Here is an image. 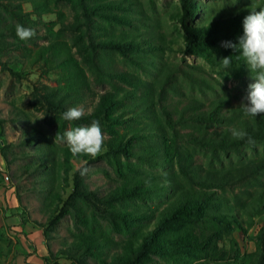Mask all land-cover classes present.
<instances>
[{"label":"trees","instance_id":"16d2710c","mask_svg":"<svg viewBox=\"0 0 264 264\" xmlns=\"http://www.w3.org/2000/svg\"><path fill=\"white\" fill-rule=\"evenodd\" d=\"M24 1L38 18L52 13L59 24L50 37L40 35L44 43L28 48L24 55L30 64L42 61L45 70L60 74L57 86L35 88V93L46 111L56 116L60 129L67 123L76 127L99 121L106 132L105 150L99 156L120 179L102 194L90 189L84 176L74 171L73 188L63 202V211L71 209L84 230L74 235L66 249L69 255L78 264H88V258L96 259L97 264H264V224L258 229L252 252H242L234 237L235 233L246 234L255 219L264 215V114L255 118L244 115L241 105H232L230 96L217 93L213 83L201 76V66L190 64L185 69L177 62L162 61L165 50L199 56L212 66H222L220 60L231 56V75L249 74L239 53L221 47V42H236L243 34V18L249 10L264 7V0H235L237 5L227 10L178 0V11L170 15L182 34L180 45L167 41L164 33L157 31L158 25L142 21L143 11L134 0ZM56 3L68 6L72 21L64 11L54 9ZM200 10L204 15L197 23L194 19ZM130 11L136 16L128 15ZM29 15L21 5L0 0V24L4 23L1 49L13 45L7 37L23 42L12 22L26 27ZM97 18L108 27L129 31L98 39L90 25L97 28ZM135 21L142 23L143 31ZM62 35L71 36V40ZM99 50L130 59L136 72L106 66ZM83 65L96 75L97 84L109 88L94 93ZM90 95L96 99L91 111L80 120L62 119L70 105ZM230 127L246 130L253 143L247 138L234 139ZM60 129L59 135L63 133ZM26 141L39 146L37 169L53 160L43 133L34 130ZM59 150L66 161L73 157L68 147ZM1 156L7 163L11 161L5 152ZM73 158L87 163L92 157ZM143 200L154 202V206L129 208ZM90 206L113 231L127 236L123 243L111 238L99 219L88 214Z\"/></svg>","mask_w":264,"mask_h":264},{"label":"rangeland","instance_id":"374dc122","mask_svg":"<svg viewBox=\"0 0 264 264\" xmlns=\"http://www.w3.org/2000/svg\"><path fill=\"white\" fill-rule=\"evenodd\" d=\"M14 5H21L23 12H29V21L26 27L35 30L36 35L23 42L15 40L12 37H7L13 45L10 49L0 48V153L5 152L7 157L11 160L9 163L3 158L1 168L4 175L7 177V183L11 184L15 193V204L6 208L2 213L4 221L0 225V264H16L12 259L13 251H22L25 248L29 249L30 242L26 235L18 232V226L25 222L30 227H35L37 233L40 234V239L43 240L46 257L41 258V264H78L69 253L66 251L68 245L74 240V235L84 227L76 217L71 209H64L63 202L68 198L73 188V173L77 168L86 165L90 171L84 176L86 185L92 190H98L102 194L114 188L120 181L119 177L114 171V168L109 165L106 159L97 156L91 158L89 162L75 158H69L66 161L60 148L67 147L66 144L56 139L59 135L58 127L60 129V122L52 112L46 111V108L41 103L39 93H35V88L43 89V86H57L59 72L45 70L42 61L30 64V58L24 55L27 49H36L39 45L44 43V40L39 36L46 34L51 36V31H56L59 28L58 20L55 14L48 13L38 18L31 8L30 3L24 0H9ZM136 5L143 11L142 21L152 25H158L157 31L165 35V39L175 40L179 45L182 44V34L180 28L174 20H172L170 13L178 11V0H134ZM201 5H208L215 10L232 9L236 6L235 0H195ZM55 10H62L65 12L68 21H72V11L62 3H56ZM205 7V6H204ZM133 17L136 14L133 11L127 12ZM204 13L201 10L195 17L194 21L199 23ZM26 17V16H25ZM139 17V16H138ZM27 18V17H26ZM98 25H103L101 28L96 25L92 34L98 35V39H107L110 33L119 32L121 30H128L119 26L108 27V23L96 19ZM17 25V22H12ZM6 21L5 24H12ZM141 31L144 26L141 22L135 21ZM145 25V24H144ZM4 23L0 24V28ZM108 27L105 31L103 27ZM147 26V25H146ZM103 30V31H102ZM109 33V34H106ZM106 34V35H105ZM67 41L71 40V36H61ZM144 37V36H143ZM147 40V36L144 38ZM16 41V42H15ZM17 49L12 48L15 44ZM26 46V47H24ZM145 47V46H144ZM98 54L103 64L111 66L122 71H134L135 67L130 59L123 58L115 52L107 50H99ZM162 61L177 62L182 68L189 69L188 65H199L203 72L201 76L213 83L217 93H226L230 96L231 103L234 106L247 103L243 98L247 95V86L252 82L250 74L244 76H232L229 69H224L223 66H212L205 59L196 55H186L182 52H170L165 50ZM89 76L88 80L91 83V89L94 93L101 92L108 89V84H97L96 75L83 65ZM197 75L198 73L195 72ZM200 74V73H199ZM220 81H222L220 83ZM187 92V90L185 89ZM189 93V92H187ZM191 93H197L192 91ZM96 99L93 96L85 97L84 100L71 107H83L85 113L91 111ZM88 126V125H83ZM72 128L67 123L62 132ZM102 128V127H101ZM37 130L44 134L53 151V160L47 161V165L38 168L39 166V146L35 141H26L32 131ZM102 131L106 137V132ZM63 134V133H62ZM260 149V146L257 147ZM100 157V158H98ZM36 168V169H35ZM145 171L155 172L147 167H143ZM51 176L55 180L51 181ZM53 184V188L47 189ZM147 206H154V202L135 201L130 204L129 208L145 209ZM88 214L92 217L95 215L102 224L104 231L110 234V237L115 241L123 243L127 236L123 232H115L112 230L109 222L98 216L95 207L87 209ZM264 224V215L255 219V224L248 230L246 234L235 233L241 251L244 253L252 252L255 249L256 234L261 225ZM28 229V228H27ZM21 233L23 243L19 242L16 234ZM25 235V236H24ZM32 248V244L30 245ZM36 252V249L34 248ZM88 264H97L96 259L88 258Z\"/></svg>","mask_w":264,"mask_h":264},{"label":"clouds","instance_id":"9594fccd","mask_svg":"<svg viewBox=\"0 0 264 264\" xmlns=\"http://www.w3.org/2000/svg\"><path fill=\"white\" fill-rule=\"evenodd\" d=\"M243 34L236 42L222 41L221 47L230 48L239 53L252 80L247 86V95L243 98L247 103H241L244 115L256 117L264 114V7L253 8L242 21ZM17 37L22 40H30L36 32L32 28L17 24L15 28ZM224 69L231 68V56L220 60ZM222 81H220L221 83ZM85 114L83 107H71L62 113L65 121L80 120ZM231 136L237 140H245L253 143L246 130L238 127H230ZM56 139L66 144L71 155L91 156L93 158L101 155L105 150V135L99 121L93 120L88 126H76L56 135ZM80 176L88 174L90 169L85 165L76 170Z\"/></svg>","mask_w":264,"mask_h":264},{"label":"crops","instance_id":"0c3cea01","mask_svg":"<svg viewBox=\"0 0 264 264\" xmlns=\"http://www.w3.org/2000/svg\"><path fill=\"white\" fill-rule=\"evenodd\" d=\"M2 162L3 159L0 153V163ZM14 198L15 193L13 187H0V225L4 224L2 218L3 211L6 208L11 207V205L15 204ZM16 228H18V232H22L23 234H25L27 239L30 242L32 241L33 243H31L32 248H30L31 244H29V249L24 247L22 251H13L11 260H13L16 264H41L42 261L40 257H46V252L44 249L43 240L40 239L41 236L37 233V229L32 226L30 227V225H28V223L26 222L24 224H20V226ZM22 235L21 233L16 234L17 238H19V242L21 243H23L21 239ZM34 248L36 249V252L34 251Z\"/></svg>","mask_w":264,"mask_h":264},{"label":"built area","instance_id":"2783aa9c","mask_svg":"<svg viewBox=\"0 0 264 264\" xmlns=\"http://www.w3.org/2000/svg\"><path fill=\"white\" fill-rule=\"evenodd\" d=\"M0 144H1V142H0ZM0 187L12 188L11 184L7 183V177L4 175V172L1 168V164H0Z\"/></svg>","mask_w":264,"mask_h":264}]
</instances>
